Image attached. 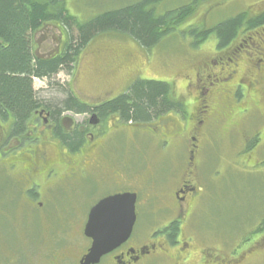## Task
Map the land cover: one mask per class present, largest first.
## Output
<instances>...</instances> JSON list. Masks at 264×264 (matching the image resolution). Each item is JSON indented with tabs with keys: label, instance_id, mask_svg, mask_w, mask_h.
I'll return each instance as SVG.
<instances>
[{
	"label": "flooded vegetation",
	"instance_id": "obj_1",
	"mask_svg": "<svg viewBox=\"0 0 264 264\" xmlns=\"http://www.w3.org/2000/svg\"><path fill=\"white\" fill-rule=\"evenodd\" d=\"M260 30L249 33L258 35L257 43H251L262 57L243 76L237 69L242 59L229 68L248 47L245 39L235 43L239 33L226 45L216 36L220 50L215 55L188 60L194 77L186 73V85L198 92L193 99H179L183 106L177 111L135 122L126 119L123 111L108 110L125 95L130 81L125 86L110 84L109 78L119 74L118 64L126 58L115 57L116 64L110 66L113 61L105 55L104 76L99 77L102 87L95 89L100 94L97 100L78 96L73 86L66 90L58 85L56 91L63 96L38 95L40 107L22 126L11 113L0 114V264H228L208 247L197 249L198 237L189 221L204 197L202 170L209 167L210 155L207 131L221 119L233 122L245 116L248 105L260 103L264 95V28ZM143 65L132 77L133 84L145 77ZM141 129L155 142V152L149 155L155 160L153 172L159 170L151 188L144 179V146H132L130 153L124 145L129 132L140 135ZM254 139L251 147L264 141V128ZM162 182L174 186L167 191ZM125 196L133 198L135 207L130 236L94 262L88 260L95 242L86 235L90 215L96 212L97 226L106 229L128 226V217L119 216L129 208ZM109 200L108 207L99 209ZM148 215L153 222L145 234L142 226ZM44 231L53 232L51 257L46 251L44 259H36L32 246L45 242ZM77 231L78 237L65 234ZM240 262L241 258L233 264Z\"/></svg>",
	"mask_w": 264,
	"mask_h": 264
},
{
	"label": "rangeland",
	"instance_id": "obj_2",
	"mask_svg": "<svg viewBox=\"0 0 264 264\" xmlns=\"http://www.w3.org/2000/svg\"><path fill=\"white\" fill-rule=\"evenodd\" d=\"M137 1L140 0H65L64 6L70 16L78 22L85 23L105 11L118 9ZM194 1L163 0L161 5L156 6L157 13L164 14L183 5H191ZM194 7L193 13L182 24L150 49L141 46L134 38L121 32L96 35L80 52L73 70H61L48 80L34 79V89L37 95L45 99L48 97L57 99L63 96L62 92L56 91L59 90L58 85L66 90L73 86L78 96L88 100H97L96 96L100 94L96 93L95 89L102 87L99 77L104 76V68L101 66L103 61L105 58L112 60L115 57H124L126 59L118 64L119 74H113L112 78H109L110 84L115 86L119 82L125 86L127 84L125 81L129 80L128 87H131L132 77L144 64L141 76L145 77L140 78V76V79L169 83L171 95L176 100L188 96L193 99L198 91L194 87L187 88L184 78L186 73L194 77V72L187 66L189 65L188 60L212 56L215 50L220 49L216 34L210 35L201 42V47H196L197 35L192 31L199 33L204 30L208 31L241 14L246 18L236 32V35L238 33L239 35L235 43H240L242 39H245L248 47L244 48L234 64L229 63V68H234L239 59H242L237 68L239 74L243 76L244 72L248 73L262 57L251 42L257 43L255 38L258 35L254 34L253 37L252 33L264 28V24L252 26L250 22L264 14V0H196ZM62 29L59 23L45 24L33 36L35 52L43 57L61 52L68 38L67 33ZM67 32L74 37L78 35L75 26ZM99 50L103 51V55L97 56L96 53ZM105 55L107 56L104 58ZM146 57L153 62L149 63ZM215 58L216 56L212 59L215 60ZM112 61L110 66L116 64L114 60ZM247 108L249 111L245 113V116L235 117L233 122L221 119L212 126L209 132L207 131L206 143L210 155L207 164L209 167L202 170L204 177L201 182L204 186V197L198 203L189 221V226L198 237L197 249L208 247L212 255L222 258L223 263L228 264H233V261L240 258V264H264V245H261L264 241V231L257 232L261 223L264 222V163H262L264 161V141L257 142L253 147L250 146L255 142L257 132L264 128V95L260 103H250ZM172 110L177 111V109ZM139 133L140 135H132L129 132L124 145L130 153H132V146H139V149L144 146L146 152L144 153L146 166L144 179L148 188H151L150 183H153L151 179L156 178L157 170H159L156 167L155 173L153 172L152 165L155 160L150 156L151 154L149 155L155 152L152 150L155 142L146 135V130L141 129ZM125 153L128 154V152ZM135 154L141 155V152ZM260 163L261 165H258ZM162 184H165L167 191L174 186L165 182ZM147 192L150 195L153 193L146 190ZM145 218L142 229L145 234H148L150 232L148 225L153 222V219L151 215ZM43 233L46 236L44 237L45 242L41 241L32 246L36 259H40V256L43 258L46 251H49L48 259L51 257V234L53 232L44 231ZM65 234L78 237L79 232ZM69 246V244L66 245V247ZM244 253L246 255L243 257Z\"/></svg>",
	"mask_w": 264,
	"mask_h": 264
},
{
	"label": "trees",
	"instance_id": "obj_3",
	"mask_svg": "<svg viewBox=\"0 0 264 264\" xmlns=\"http://www.w3.org/2000/svg\"><path fill=\"white\" fill-rule=\"evenodd\" d=\"M162 1L140 0L105 11L82 23L69 15L64 6L65 0H0V114L11 113L22 126L40 107L34 79H51L61 70H73L80 52L96 35L121 32L150 49L182 24L193 13L196 5L195 0L191 5L158 14L156 6L161 5ZM245 18L241 14L208 31L192 33L197 35L196 43L216 34L221 45H226ZM51 22L59 23L68 38L60 53L47 58L35 52L33 36ZM263 22L264 14L250 24L257 26ZM73 26L77 28V37L67 32ZM171 94L169 83L139 80L107 108L111 111H123L129 121H146L165 111L179 110L183 106ZM262 231L264 222L257 229L258 233ZM261 245H264V241Z\"/></svg>",
	"mask_w": 264,
	"mask_h": 264
},
{
	"label": "water",
	"instance_id": "obj_4",
	"mask_svg": "<svg viewBox=\"0 0 264 264\" xmlns=\"http://www.w3.org/2000/svg\"><path fill=\"white\" fill-rule=\"evenodd\" d=\"M127 199L129 198L125 196L123 198V201H126ZM128 202H129L128 211L126 212V210H124L123 214H119V216L120 217L122 216L124 219L128 217V226H123L120 227L119 229H114V228L106 229L97 226L96 221L99 217L98 214H96V212H93L90 215L89 222L86 227V235L89 237H94L95 242L93 248L91 249L90 254L88 255V260L93 261L99 258L101 254L111 250L112 248H114L119 244L118 242H122L123 240L127 239L130 236L135 222V207H134L133 198L129 199ZM110 203H111L110 200L104 202L99 209H104L108 207ZM107 217L108 216H103L104 223H106V221L108 222ZM108 223L110 224V220Z\"/></svg>",
	"mask_w": 264,
	"mask_h": 264
}]
</instances>
